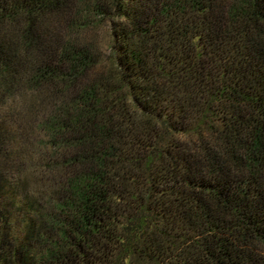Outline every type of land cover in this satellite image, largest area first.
<instances>
[{"label":"trees","instance_id":"trees-1","mask_svg":"<svg viewBox=\"0 0 264 264\" xmlns=\"http://www.w3.org/2000/svg\"><path fill=\"white\" fill-rule=\"evenodd\" d=\"M0 104V264H264V0H0Z\"/></svg>","mask_w":264,"mask_h":264},{"label":"rangeland","instance_id":"rangeland-1","mask_svg":"<svg viewBox=\"0 0 264 264\" xmlns=\"http://www.w3.org/2000/svg\"><path fill=\"white\" fill-rule=\"evenodd\" d=\"M105 25H101L100 28L97 29V33L99 35V42H100V45L102 47V49L104 50V52H106L107 50V47H106V30H105Z\"/></svg>","mask_w":264,"mask_h":264},{"label":"clouds","instance_id":"clouds-1","mask_svg":"<svg viewBox=\"0 0 264 264\" xmlns=\"http://www.w3.org/2000/svg\"><path fill=\"white\" fill-rule=\"evenodd\" d=\"M3 110V106H2V104H0V111H2Z\"/></svg>","mask_w":264,"mask_h":264}]
</instances>
